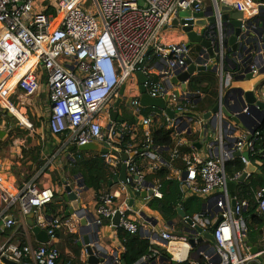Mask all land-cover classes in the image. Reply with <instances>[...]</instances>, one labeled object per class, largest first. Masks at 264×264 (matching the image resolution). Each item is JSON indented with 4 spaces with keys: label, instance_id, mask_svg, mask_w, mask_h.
Listing matches in <instances>:
<instances>
[{
    "label": "built area",
    "instance_id": "built-area-1",
    "mask_svg": "<svg viewBox=\"0 0 264 264\" xmlns=\"http://www.w3.org/2000/svg\"><path fill=\"white\" fill-rule=\"evenodd\" d=\"M48 1V5H42L39 0H0V92L4 93L8 81L31 62L15 87L8 90L7 98L20 93L22 103L32 102L46 77L50 104L46 124L51 135L61 138L62 148L102 144L107 151L99 154L115 176L126 167V182L103 190L96 197L98 219L95 224L102 227L104 223H112L119 211L120 228L132 235L144 233L150 221L141 218V210L130 207L127 199L116 205L117 199L129 189L145 192V202L162 199V182L158 180L150 185L146 175L167 169L168 180L178 179L181 188L204 201L203 212L193 218V227L198 225L204 231H212L214 243L203 242L207 244L205 247L195 241L192 247L189 236L174 235L169 225L165 230L146 233L155 247L135 264H164L163 249L175 264H199L200 259L208 264H264V226L252 230L258 237L256 243L251 242L252 231L245 215L251 203L238 192L239 185L251 177V173H247L248 165L252 163L257 168L263 165L261 160L253 163L249 159V155L256 152L255 143L261 133L256 131L248 141L250 132L246 130L237 135L234 124H224L222 112L225 96H236L235 88H230L233 78L236 81L248 74L253 81L250 90L257 100L264 101V84L259 86L264 81V20L260 18L264 13V0H231L232 5L230 0H208V6L206 0H90L91 7L85 4L88 0ZM224 5L235 6V11L244 16V33L238 38L236 50L223 32L221 7ZM211 8L217 21L216 36L195 26V17H180L183 12L200 13ZM54 10L56 14L52 13ZM60 14L61 21L52 28ZM175 20L177 25H174ZM175 27L184 37L183 42H165L164 35L168 30L176 32ZM186 28L206 39L214 38V58L207 59L208 53L199 46H187ZM190 59L207 67L208 71L216 67L214 72L220 80L215 101L220 104L219 112L214 115L215 133L206 138L200 150L185 138L195 126L203 125L202 118L192 115L197 99L192 98L196 96L189 85L197 83L194 82L196 74L186 83V88L172 83L178 71L187 70ZM152 62H156L157 70ZM138 74L147 78L146 93L151 98L164 100L167 108L174 111V119L165 110L141 105ZM123 85L119 114L121 118L123 111L132 114L137 121L133 125L113 121L111 117L117 110L115 106ZM197 96L205 100V94ZM148 108L152 110L144 112ZM243 113H247V109ZM252 118L257 122V113L252 114ZM159 121H164L166 128L172 130L174 143L168 158L163 148L153 143L154 124ZM28 128L32 129V124ZM139 129L144 137L139 158L147 165V171L136 165L131 145L126 149L119 145L124 135H132ZM246 146L248 157L243 152ZM236 159L241 160L245 169L229 176L227 165ZM50 167L51 161H47L44 170L20 186L10 185L0 177V237L3 236L0 264H61L62 254L57 246L59 231L65 227L75 232L79 219L46 212L56 200L53 187L42 183L44 171ZM245 173L246 179L241 182ZM230 183L237 184L233 198L228 190ZM149 191L153 192L152 196H148ZM252 193L257 215L264 218V186ZM233 201H236L235 206ZM30 215H33V226L49 235L47 244L33 243ZM247 238L257 247L256 253H251ZM159 242L163 243L162 250L157 247ZM193 249H197L195 256L191 253ZM124 252L123 247L120 254L113 252L100 264H123ZM85 254L84 246V257L79 259L84 264Z\"/></svg>",
    "mask_w": 264,
    "mask_h": 264
},
{
    "label": "crops",
    "instance_id": "crops-1",
    "mask_svg": "<svg viewBox=\"0 0 264 264\" xmlns=\"http://www.w3.org/2000/svg\"><path fill=\"white\" fill-rule=\"evenodd\" d=\"M42 1L44 0H41L40 2L42 3ZM51 2L53 1L51 0ZM230 3H231L230 5L233 4L231 0H230ZM43 4L44 3H42V5ZM48 4H49V1L46 0L44 5H48ZM208 5H209V1L206 0V6ZM261 16L262 17L260 18L261 19L263 18L264 20V13H262ZM30 65H31V62L22 69V71L20 72V77L29 69ZM152 65H154L155 69L157 70L156 62L155 63L152 62ZM18 75L8 81L7 86H6L7 89L4 93L0 92V98L2 100L0 102V108L6 107L23 124L29 125L30 122L24 116L26 112L22 113L20 110L15 108L13 105L8 103V100H7V97L9 95L8 90L11 91L15 87V85L17 84L20 78ZM195 78L196 79L194 80V82H197V83H193L189 85V90L191 91V93L195 94L196 97L192 96V98L197 99L196 103L202 102V100L197 95H199L200 93L205 94V100L203 102L207 106H209L207 111H205L204 113V115H206L208 112H210L213 109L214 105L216 104L215 101L218 96V88H219L220 80H219L217 73L214 71L199 72L195 75ZM43 79L44 80H43L42 85H45V93L47 94V97H48L47 85L45 81L46 77H43ZM252 82L253 81H246V80L237 81L236 80V82H232L233 84L231 85L230 88L231 89L242 88L243 90L244 89L250 90L252 87ZM248 83H251V84L248 85ZM19 94L20 93H17L15 95V98L21 104L22 102H24V100L19 98ZM48 101H49V97H48ZM34 102H36V100ZM26 104L29 105V103H26ZM30 104L31 105L29 106L31 108L34 107L33 109L36 111L37 107L35 106V104H33L32 102H30ZM49 106H48V109H49ZM192 115H194V112L192 113ZM204 115H202L201 117L203 119V125L201 127L195 126V130L193 131V133L198 134L199 140L195 142V145H200V148H198L199 150L201 149V145L205 143L206 138L210 134L215 133V129H214V125H215L214 117L215 116L213 115L209 120H206L204 118ZM194 116H196V114ZM44 132H47V134ZM189 133L191 132L189 131ZM243 133H246V130L239 129L237 132V135H240ZM5 134H8V133L5 132L2 136H4ZM186 140L188 139L186 138ZM199 141H201V144L198 143ZM61 143H62L61 138H57L51 135V133L49 132L47 128V124H46V127L43 124L41 127L37 126V129L33 127L31 131H28V133L26 134V141L23 140V143H21L19 147H14L11 155H10V152L5 153V151L3 150L1 151L0 149V177L3 178L10 185L20 186L24 182H26L28 179L34 177L36 174L44 170L47 161H51V167L44 171L42 183L52 186L56 192V200L51 205V207L56 209L57 210L56 212L58 214H61L62 216H66L65 213L69 210V206L65 204L62 199V194L64 192L63 191L64 185L66 183H69V184H72L75 188H78L81 186L82 188H84L85 186L82 182V178L80 174L75 172L76 170H75L74 163H75L76 155L79 152L77 150H73V146H70L69 148H62ZM13 144L15 146H18L19 143L16 144L14 141ZM20 146L22 147V150H21L22 152H20V148H21ZM33 153L34 155L32 156ZM33 157H37L39 161L35 162V160H33ZM41 160L44 161L45 163L39 166V162ZM253 174H251V176ZM149 175H152V174H149ZM175 180H178V179H175ZM154 181L155 179L152 180V182H148V181L147 182L149 184L150 183L153 184ZM122 183L123 182L120 181L118 184H114L113 187H110V189L117 188L119 187V184H122ZM79 184H81V186ZM180 185L182 187L181 182H180ZM183 189H184L183 190L184 200H187L191 197H195V196L190 195L185 188ZM90 191L92 192V194L90 193ZM82 198H83V204H84L83 206L86 207L90 213L95 214L96 218L98 219L97 202H96L95 193L92 190L87 189L83 193ZM126 199L130 203L131 198H130L129 193H125L119 199H117L116 205H121ZM149 203L150 202H145L143 197H136L135 204H134L135 208H138L139 210H141L140 211L142 213L141 218L143 219L146 218L147 220L150 219V222H147L145 225V228L143 230L144 233H148V231L155 233V231H158V230H165L166 228H168L167 226L170 225L169 227H173L174 235L178 237L188 236V233H187L188 224L185 222V220L182 217L178 215L176 219L170 224L167 222H164L159 217L157 212H154L149 208L148 206ZM180 207L184 209L183 206H180ZM203 208H204V205H203ZM203 208H202V212H203ZM197 215H199V213L194 215V217ZM194 217H190V218L193 219ZM155 221L158 222V225L156 228H155ZM76 225L77 226H76L75 232H72L65 227H63L59 231L57 246L63 256L70 255L74 257L75 259H82L84 257L83 242H85V240H84V237L80 234L79 222L76 223ZM111 225L112 223L108 222V224L104 223V225L100 227V231L98 233L100 242L107 248L110 254L113 252L120 254L122 252L123 245L121 243V240L118 238L117 231H114ZM22 231L23 230L20 229V232ZM86 232H88L86 233V235L88 236V239L90 241L96 240L95 231L86 230ZM196 238L198 239L199 236H196ZM2 239H3V236L0 237V242L2 241ZM32 239H33V236H32ZM37 245H39V242ZM201 246L206 247L207 245L206 243H201ZM157 247L159 248V250H162L163 243L159 242ZM195 250L197 249H193L191 252L192 255L194 256H195Z\"/></svg>",
    "mask_w": 264,
    "mask_h": 264
},
{
    "label": "water",
    "instance_id": "water-1",
    "mask_svg": "<svg viewBox=\"0 0 264 264\" xmlns=\"http://www.w3.org/2000/svg\"><path fill=\"white\" fill-rule=\"evenodd\" d=\"M259 1V0H257ZM222 11V22H223V32L224 35L228 38L229 44L233 45V50H236L237 48V41L238 38L243 35L244 29H243V13L236 12L235 6L230 5H224L221 7ZM193 16L196 18L194 21L195 26L203 29V32L205 33L206 30L215 36L217 35V29H216V18L213 16V10L212 8L209 9L207 12H200V13H191L183 12L180 13L181 18H187ZM177 20L174 21V25H177ZM211 26V27H209ZM185 32H187L188 36V47L192 46H199L200 49L204 52L208 53L207 59L214 58L215 57V51H214V44L213 39H206L202 35H196L194 32L191 31V28H186ZM207 67L203 65H199L196 62H194L192 59L188 61V67L185 72L178 71L176 75L172 78V83L174 85L179 86L180 84L186 88V83L191 81L193 79V76L199 72H207ZM213 71H216V67L213 68ZM247 78H241L237 79V81H250L252 78L251 74H248L246 76ZM139 81L141 83V98L140 102L141 105L144 107H153L160 110H165L170 118H175L174 111L167 108L164 100L162 99H155L151 98L147 93L146 89L144 87V83L146 82L147 78L143 74H138ZM125 86L123 85L120 89V97L118 98L116 102V109L111 113V117L113 121L123 122V119L120 117L119 109L121 108L122 99L121 96L124 93ZM234 93H236V96H232L227 94L224 98V104L225 106L222 108V112L224 114V124H234L236 127L235 130H247L250 132L251 135H248L247 140L250 141L252 138V135L258 131L263 125H264V101L257 100L256 94L249 90L244 91L242 88H235L233 90ZM231 101H234V104L231 105ZM247 109V113H243V110ZM220 110V104L217 103L214 105L213 109L208 112L206 115H204V118L206 120H209L213 115L217 114ZM5 113L11 117L16 118V116L11 113L10 111L6 110ZM257 113L258 121H254L252 118V114ZM4 132H0V138ZM197 148H200V145H196ZM73 150H77L78 152H95V153H105L107 150L104 148L102 144L98 143H90L83 146L75 147L73 146ZM244 156L248 157L247 154V146L243 149ZM127 156H124V159H126ZM257 170V167L254 164H249L247 167V173H255ZM247 173L243 174L241 177V182L245 181ZM127 177V171L126 167L123 166L121 173L119 176H115L113 181L110 182L109 186L113 187L114 184H118L120 181L123 183L126 182ZM81 186V184H79ZM151 185V184H150ZM237 184L230 183L228 185V190L231 193V197L233 198L236 194ZM87 190L86 187L82 188L78 187L75 188L72 184L66 183L64 185L62 199L65 204L69 206V210L65 213L66 217L70 216H76L79 219L80 222V234L84 237L85 242L83 243V246H85V256H86V264H100L101 260L103 258L110 257V253L107 250V248L100 242L99 238V231L100 226L96 225V215L93 213H90L86 207L83 205V193ZM128 193L130 195V207H133L135 204L136 197H143L146 198L147 194L145 192L139 193L132 191L131 189L128 190ZM153 192L149 191L148 196H152ZM233 206H235L236 201H233ZM178 215L182 217L185 222L188 224V236H189V243L192 245V247H195V241L198 243L203 242H209L214 243V237L212 231H204L203 228L200 226L194 225V220L190 218L187 213L184 211L182 207L177 208ZM122 216L119 211L115 214V216L112 219V226L114 231H118L120 228V220ZM150 221V219H149ZM221 219L217 221L215 224V227L219 224ZM29 225L31 226V233L32 236L34 235L37 242L40 244H47L50 240L49 235L46 231L40 229L39 227L33 226V215H30L28 218ZM158 225V222L155 221V226ZM86 230L95 231L96 240L90 241L88 239V236L86 235ZM87 236V237H86ZM196 236H199L198 239H196ZM247 242L248 247L251 249V253L257 252V247L254 246L249 239L247 238L245 240ZM96 243V245H93V243ZM10 264H16V263H10Z\"/></svg>",
    "mask_w": 264,
    "mask_h": 264
},
{
    "label": "trees",
    "instance_id": "trees-1",
    "mask_svg": "<svg viewBox=\"0 0 264 264\" xmlns=\"http://www.w3.org/2000/svg\"><path fill=\"white\" fill-rule=\"evenodd\" d=\"M53 14H56L55 10L52 11ZM15 107L16 104L11 102ZM209 106H207L203 101L195 103V108L193 109L194 115L201 118L204 115L205 111ZM151 108L145 109L144 112H148ZM152 110V109H151ZM7 115V114H6ZM123 124L133 125L136 124V118L126 112H122ZM261 133V138H259L256 145V152L249 155L251 162L256 160H261L263 165L257 168V171L247 180V182L242 183L238 187V192L240 196L244 199H248L251 203L250 209L245 213L249 220V226L251 231L254 230L257 226H264V218H261L257 215L255 198L252 191L264 186V125L259 129ZM195 133H187L185 136L189 142L195 143L199 138H195ZM144 142V137L142 131L139 129L137 132L128 135H124L121 138V143L119 144L122 149H126L128 146L133 147L135 156L133 157L137 166L140 167L142 171H147V165L140 161L139 154L142 151V145ZM153 143L157 146L163 148V154L168 158L169 150L172 148L174 140L172 138V130L166 128V123L164 121H159L154 124L153 128ZM36 153V152H34ZM32 154V156L34 155ZM35 162L39 161L37 157H33ZM44 161L39 162V166L44 164ZM75 172L80 174L84 186L88 190H92L96 197L103 191L110 189V182L113 181L115 175L110 171L109 167L105 164L104 160L101 158L99 153L95 152H79L75 158ZM245 165L241 162L240 159H236L234 162L227 165V172L229 176H234L237 173L243 172ZM169 171L164 169L158 173L152 175H146L148 182H152L155 179L156 181L162 182V199H153L149 203V208L157 212L159 217L167 223H172L178 216L177 208L180 206L184 207V210L189 217H194L197 213H202V208L204 202L201 199L196 197H191L187 200H184L183 194L184 189L181 188L180 182L178 180H168ZM57 210L52 207L53 216H60L56 212ZM57 213V214H56ZM118 238L121 240L125 252L123 253V264H135L143 259L146 256L152 247H155L150 242V235L146 233H137L132 235L125 231L122 228H119L117 231ZM256 232L250 234L251 242L256 243L257 239ZM164 264H175L171 261V258L167 251L163 249L161 251ZM61 264H84L79 259H72L69 256L61 257ZM186 264H191L188 262ZM199 264H208L204 259L199 260Z\"/></svg>",
    "mask_w": 264,
    "mask_h": 264
},
{
    "label": "rangeland",
    "instance_id": "rangeland-1",
    "mask_svg": "<svg viewBox=\"0 0 264 264\" xmlns=\"http://www.w3.org/2000/svg\"><path fill=\"white\" fill-rule=\"evenodd\" d=\"M40 1L41 0H39V3H40ZM52 1H55V0H52ZM56 1H59V0H56ZM50 2H51V0H50ZM42 3H44V1H42ZM85 4L89 7L92 6V2L90 0L85 2ZM175 29H176V32H175V30L174 31L173 30L167 31V33L164 35V41L165 42H168V41L169 42H178V43L183 42L184 37L181 35L178 28L175 27ZM259 79L260 78L256 79V82H258ZM233 82H236L235 78H233ZM250 84L251 83H248V85H250ZM263 84H264V81L259 86H262ZM7 100L10 103L14 102L16 104V108L18 110H20L22 113L26 112V114H24V116L28 119L30 124H32L33 127H35V129H37V126L41 127L42 124L46 127V123H47V119H48L49 101H48L47 94L45 93V85L41 84V89H40L38 95L35 98L33 97L31 99L32 102L37 107L36 111L33 109L34 107L31 108L29 105L26 104V103H29L30 101H27L24 104H22V103L20 104L16 100L14 94H13V96H9V98H7ZM33 100L34 101L36 100V102H34ZM6 110L10 111L6 107L0 108V132L2 131L4 133L5 132L8 133V134H5L4 136H2L0 138V149H1V151L2 150L5 151V153L10 152V155H11L14 147H19V145L21 143H23V140L26 141V134L28 133V131H31V129L28 128V125L23 124L18 118H11L8 115H6V113H5ZM44 133L47 134V132H44ZM41 134H42V132H41ZM194 136H195V138H197L198 134H194ZM14 141L16 144L19 143L18 146H15L13 144ZM21 150H22V147L20 148V152H22ZM90 193L92 194L91 191H90ZM46 212L52 213V207L48 206L46 208ZM33 241H34L35 245L38 244L34 235H33Z\"/></svg>",
    "mask_w": 264,
    "mask_h": 264
},
{
    "label": "bare ground",
    "instance_id": "bare-ground-1",
    "mask_svg": "<svg viewBox=\"0 0 264 264\" xmlns=\"http://www.w3.org/2000/svg\"><path fill=\"white\" fill-rule=\"evenodd\" d=\"M61 19H62V14H60L59 16H58V18L53 22V24H52V28H55L58 24H59V22L61 21ZM19 77H20V73H19V75H18ZM2 100H1V98H0V102H1Z\"/></svg>",
    "mask_w": 264,
    "mask_h": 264
}]
</instances>
